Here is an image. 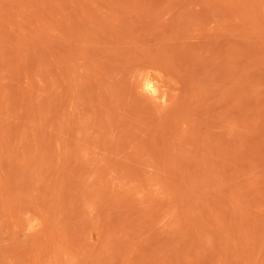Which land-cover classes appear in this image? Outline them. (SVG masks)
Wrapping results in <instances>:
<instances>
[{"label":"rangeland","instance_id":"1","mask_svg":"<svg viewBox=\"0 0 264 264\" xmlns=\"http://www.w3.org/2000/svg\"><path fill=\"white\" fill-rule=\"evenodd\" d=\"M0 14V264H264V0Z\"/></svg>","mask_w":264,"mask_h":264},{"label":"bare ground","instance_id":"2","mask_svg":"<svg viewBox=\"0 0 264 264\" xmlns=\"http://www.w3.org/2000/svg\"><path fill=\"white\" fill-rule=\"evenodd\" d=\"M0 16H1V14H0ZM3 16H4V14H3L2 17L0 18V19H1V20H0V23H1V21H3V18H4ZM6 17L9 19V14L5 16V21H6L5 26L7 25L6 28H4V26H3V25H4V24H3L4 22L2 23L3 25L1 26V29H2V28H3V29L0 30V31H1L0 33H2V31H3V33H2L3 35L1 34V35H0V38L3 37V36H8V35H10V34H7V32H8V24H7V21H9V20H7ZM0 25H1V24H0ZM6 31H7V32H6ZM5 33H6V34H5ZM11 36H12V37H11ZM6 38H7V37H3V38H1V39H5L6 41H8V40H10V39L13 38V35H10V37H8V38H10V39H8V38L6 39ZM0 43H2V45L0 46V49H1V48H3V43H4V42L0 41ZM33 47H34V46H33ZM5 48H6V50H7V47H4V49H5ZM16 48H17V49H16V52H17L18 49H19V47H16ZM12 49L15 51V48H12ZM20 49H21V47H20ZM13 50L10 49V50H7V51H6V52H10V51H11V54H10V53L5 54V57H6V55H7V57L5 58V60H6L7 58L13 56V55H12V54H13V53H12ZM21 50H22V49H21ZM2 52L4 53V50H2ZM6 52H5V53H6ZM19 52H20V51H19ZM3 53H0V59H1V54H3ZM9 54H10V56H9ZM15 55H16V54H15ZM17 55H18V52H17ZM14 58H15V56H14ZM34 58H35V56H34ZM12 59H13V57H12ZM12 59L10 58V62H11ZM0 61H2V60H0ZM3 61H4V57H3ZM3 61H2V62H3ZM35 61H36V59H35ZM6 62H7V63H6ZM3 63H4V62H3ZM5 63H6V65H8V59L5 61ZM5 63H4V68H5ZM1 65H2V63H1ZM2 66H3V65H2ZM19 66H20V64H19ZM19 66H17L15 69H17ZM20 67H21V66H20ZM0 68H1V67H0ZM1 69H3V67H2ZM16 71H17V70H15V72H16ZM156 84H157V83H156ZM145 86H146L148 89L152 90L153 85H152V83H151V79H150V78H148V79L145 80ZM152 95H153V94H152Z\"/></svg>","mask_w":264,"mask_h":264}]
</instances>
